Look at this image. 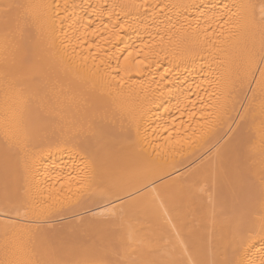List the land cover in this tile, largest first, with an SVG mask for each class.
Returning <instances> with one entry per match:
<instances>
[{
    "label": "bare ground",
    "instance_id": "6f19581e",
    "mask_svg": "<svg viewBox=\"0 0 264 264\" xmlns=\"http://www.w3.org/2000/svg\"><path fill=\"white\" fill-rule=\"evenodd\" d=\"M15 2L33 7L23 36L6 37L0 26V261L25 258L15 244L30 234L38 238L34 259H121L112 233L131 247L155 242L166 225L154 193L190 182L222 154L250 180L224 243L229 256L260 264L264 64L246 61L253 45L259 53L260 27L226 48L221 25L224 4L254 5L258 22L264 0ZM245 73L241 88L237 75ZM19 98L17 124L5 101ZM93 169L94 188L79 196ZM17 188L29 193L30 217L5 202ZM75 232L94 240L62 248V235ZM216 245V236L206 243L208 259ZM156 247V256L142 258L188 259L171 244Z\"/></svg>",
    "mask_w": 264,
    "mask_h": 264
},
{
    "label": "snow or ice",
    "instance_id": "6c2138e0",
    "mask_svg": "<svg viewBox=\"0 0 264 264\" xmlns=\"http://www.w3.org/2000/svg\"><path fill=\"white\" fill-rule=\"evenodd\" d=\"M32 7V5L21 4L15 0L0 3V26L3 27L6 37L14 36L16 33L23 36L22 25L27 22V10ZM233 7L235 11L232 10ZM254 7L252 4L232 7L224 4L223 9L227 11L223 15H227L228 19L221 25V27L228 26L230 39L224 41L227 48L237 42L251 26L259 24L261 34L259 53L256 52L255 45L247 51L246 61L250 68L254 64H264V3L261 4L258 22L254 14L249 11ZM226 48L220 51H226ZM5 71L7 73L9 69L6 67ZM259 71L261 72L260 83L264 90V67L259 68ZM246 75V73L237 75L241 88H243ZM234 83V81H229L230 85ZM24 103L23 98L14 100L12 104H9L7 99L5 101L6 112H12L17 124L23 119L22 105ZM220 110L223 111V106ZM262 135H264V121H262ZM17 143L20 142L17 141ZM26 173L30 174L27 166ZM94 180L95 171L93 169L82 180L81 189L83 191L78 192V195H87L94 188ZM247 184H250V180L238 174L231 167L230 159L218 154L210 170L205 169L199 172L190 182H181L179 187L165 188L163 191L154 193L152 200L154 203L158 202L166 225L160 229V235L155 242L140 241L138 247H131L130 244L123 243L118 231H114L112 233L113 250L118 251L121 247L125 250V255L121 259L115 261L87 258L38 260L33 258L39 250L36 246L38 238L30 234L28 243L17 242L15 244L16 251L24 253L25 258L5 259L0 261V264H250L243 259L229 256L227 245L224 243L225 229L232 225L241 211L242 188ZM260 185V205L264 209V172L260 176ZM5 202L16 211L17 215L30 217L35 213V207L30 203V196L26 189L17 188L7 193ZM7 231L8 226L5 225L6 235ZM213 236L217 237L216 258L208 259L205 256L206 243L210 246ZM43 239L47 241L48 248H55L54 241H48L47 237ZM161 241L165 245L171 244L173 251L179 249L184 256L188 257L187 261L179 258L167 260L142 258L145 255L156 256L161 251L156 245ZM260 264H264V259H261Z\"/></svg>",
    "mask_w": 264,
    "mask_h": 264
},
{
    "label": "rangeland",
    "instance_id": "374dc122",
    "mask_svg": "<svg viewBox=\"0 0 264 264\" xmlns=\"http://www.w3.org/2000/svg\"><path fill=\"white\" fill-rule=\"evenodd\" d=\"M93 240H94L93 236H90L85 232L82 233L75 232L74 234H72V236L62 235V248H67L73 243L88 244Z\"/></svg>",
    "mask_w": 264,
    "mask_h": 264
}]
</instances>
